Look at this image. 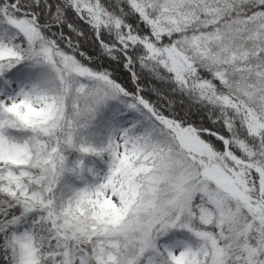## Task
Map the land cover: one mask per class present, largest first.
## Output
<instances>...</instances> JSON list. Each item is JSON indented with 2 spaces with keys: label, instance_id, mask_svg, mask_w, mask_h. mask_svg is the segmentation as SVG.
Returning <instances> with one entry per match:
<instances>
[{
  "label": "snow or ice",
  "instance_id": "6c2138e0",
  "mask_svg": "<svg viewBox=\"0 0 264 264\" xmlns=\"http://www.w3.org/2000/svg\"><path fill=\"white\" fill-rule=\"evenodd\" d=\"M0 264H264V0H0Z\"/></svg>",
  "mask_w": 264,
  "mask_h": 264
}]
</instances>
